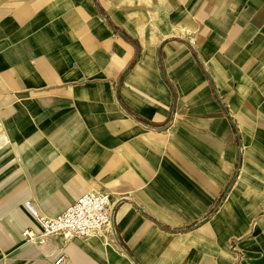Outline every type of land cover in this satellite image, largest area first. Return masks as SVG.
I'll return each instance as SVG.
<instances>
[{
	"label": "crops",
	"instance_id": "0c3cea01",
	"mask_svg": "<svg viewBox=\"0 0 264 264\" xmlns=\"http://www.w3.org/2000/svg\"><path fill=\"white\" fill-rule=\"evenodd\" d=\"M91 190L102 235L26 206ZM61 256L264 264V0H0V264Z\"/></svg>",
	"mask_w": 264,
	"mask_h": 264
},
{
	"label": "built area",
	"instance_id": "2783aa9c",
	"mask_svg": "<svg viewBox=\"0 0 264 264\" xmlns=\"http://www.w3.org/2000/svg\"><path fill=\"white\" fill-rule=\"evenodd\" d=\"M26 206L41 225L45 235L59 232L81 236L102 235L103 229H111L116 213V205L110 193L95 190L81 194L56 215L43 213L30 202H26ZM26 234L31 233L26 231ZM63 260L64 256H61L56 264H61Z\"/></svg>",
	"mask_w": 264,
	"mask_h": 264
}]
</instances>
